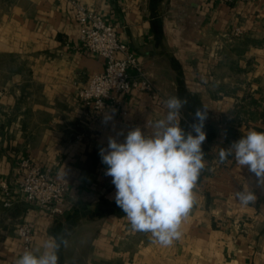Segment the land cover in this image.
Returning <instances> with one entry per match:
<instances>
[{
	"label": "crops",
	"instance_id": "0c3cea01",
	"mask_svg": "<svg viewBox=\"0 0 264 264\" xmlns=\"http://www.w3.org/2000/svg\"><path fill=\"white\" fill-rule=\"evenodd\" d=\"M70 1L0 0V183L13 201L5 207L0 191V264L21 256L23 223L33 229L32 249L66 236L59 264H264V186L233 157L219 161L221 148L249 130L264 132V0H76L116 27L162 97L131 91L120 109L97 116L79 91L104 71L105 59L81 48ZM172 96L188 100L185 131L186 116L196 122L195 110L206 111V167L182 238L164 247L132 230L99 151L137 126L151 133L147 125L164 118ZM107 112L113 118L105 124ZM26 160L66 184L63 214L49 218L25 200ZM247 187L257 199L244 206L235 193Z\"/></svg>",
	"mask_w": 264,
	"mask_h": 264
},
{
	"label": "clouds",
	"instance_id": "9594fccd",
	"mask_svg": "<svg viewBox=\"0 0 264 264\" xmlns=\"http://www.w3.org/2000/svg\"><path fill=\"white\" fill-rule=\"evenodd\" d=\"M164 103V118L147 125L151 133L137 126L127 132L123 142L110 136L107 148H100L99 154L107 166L104 174L112 177L116 189L115 203L132 230L147 233L153 243L167 247L182 238V224L196 203L195 189L206 167L202 144L207 114L197 108L196 122L190 125L191 131H185L182 109L188 100L172 96ZM112 118L107 112L103 122ZM229 157L241 168L247 167L258 185L264 186V132L249 130L227 149L221 148L219 161L224 163ZM235 196L244 206L257 199L249 187ZM67 246L66 236H50L39 247L25 250L15 264H59V251Z\"/></svg>",
	"mask_w": 264,
	"mask_h": 264
},
{
	"label": "built area",
	"instance_id": "2783aa9c",
	"mask_svg": "<svg viewBox=\"0 0 264 264\" xmlns=\"http://www.w3.org/2000/svg\"><path fill=\"white\" fill-rule=\"evenodd\" d=\"M223 1L234 4L251 3L255 0ZM70 7L80 26L83 51L105 59L104 71L93 76L88 85L79 91L83 107L95 116L109 108L120 109L122 95L131 91L148 93L154 101H160V92L137 56L120 40L116 27L79 1L71 0ZM242 34V29H235V37ZM131 69L135 70L134 75H130ZM19 174V191L30 205L42 209L49 218L63 214L62 205L67 193L64 182L55 178L48 169L37 166L30 160L22 163ZM0 191L6 198L4 206L11 207L13 201L6 182L0 183ZM17 236L21 242V255L25 250L32 249L35 237L30 224L19 225Z\"/></svg>",
	"mask_w": 264,
	"mask_h": 264
},
{
	"label": "trees",
	"instance_id": "16d2710c",
	"mask_svg": "<svg viewBox=\"0 0 264 264\" xmlns=\"http://www.w3.org/2000/svg\"><path fill=\"white\" fill-rule=\"evenodd\" d=\"M186 120L189 121L191 124L194 123L193 118L190 116V114L188 116H186Z\"/></svg>",
	"mask_w": 264,
	"mask_h": 264
}]
</instances>
